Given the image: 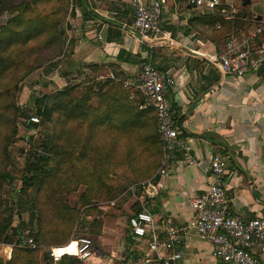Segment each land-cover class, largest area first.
<instances>
[{"label":"crops","instance_id":"0c3cea01","mask_svg":"<svg viewBox=\"0 0 264 264\" xmlns=\"http://www.w3.org/2000/svg\"><path fill=\"white\" fill-rule=\"evenodd\" d=\"M13 1L21 4L30 0ZM247 1L251 3L223 0L236 10L249 5ZM44 2L36 3L40 11L61 5L54 0ZM253 3L262 5L253 15L261 20L244 34L236 31L232 36L239 38L262 27L252 50L254 56L264 58V3ZM204 10L168 0L162 8L160 27L170 33L171 41L150 47L134 29L129 0H67L61 12L65 16L64 54L49 68L56 91L74 85L92 87L93 101L116 105L130 102L125 83H135L146 58L174 76L175 85L167 98L174 113H179V139L191 140L196 164L168 159L166 175L156 178L157 191L147 198L144 210L152 216L155 234L161 239L163 220L187 226L192 216L190 201L208 186L202 170L217 155L227 162L225 189L230 213L243 220L264 216V67L242 78L221 79L209 59L223 46L204 39L189 25V20ZM128 229L116 218L105 222L85 263L144 264L149 255L148 238H128ZM178 250L181 258L175 264H224L214 260L211 245L194 233L184 235ZM162 255L169 256L167 252Z\"/></svg>","mask_w":264,"mask_h":264},{"label":"trees","instance_id":"16d2710c","mask_svg":"<svg viewBox=\"0 0 264 264\" xmlns=\"http://www.w3.org/2000/svg\"><path fill=\"white\" fill-rule=\"evenodd\" d=\"M37 1L52 0H30L21 4L13 0H0V14H6L8 18L0 26V182L1 180L13 182V178L6 172L9 160L7 149L15 141L17 121L24 115L16 102L20 84L31 72L51 65L64 54L66 37L62 25L65 16L61 12L67 0H54L61 5L51 6L48 10L42 11L37 7ZM223 8L230 11L228 6H217L211 10H204L202 14L189 20V25L194 31L221 47L234 32L258 24L257 18L247 15L246 12L226 20L221 13ZM31 56H34V59L29 62ZM126 89L130 99L127 105L93 101L92 87L82 85L69 86L50 95L44 94L35 101L33 116H41L51 125L52 137L40 146L47 155L33 150L26 153L19 178L20 187L13 189L9 203L11 207L16 208L20 198L27 202L28 224L31 228L34 227L30 232L34 240L32 247L21 245L22 225L12 227V214H7L0 203V243L12 248L9 264H54L49 253L43 252L42 249L63 248L78 240L75 231L78 216L80 213L89 216L94 208V203L87 198L91 197L89 190L94 186L107 188L106 199L110 203L117 201L122 193L127 192L134 184L155 175L163 157L155 111L141 110L143 100L141 93L135 87ZM171 110L172 118L177 124L179 113H174L173 106ZM30 117L26 118V129L33 128V124L29 122ZM88 128L105 134V139L109 143L115 141V134L118 138L128 139L139 136L140 155L152 158L155 165L146 178L132 182L126 180L123 187L105 182L102 177L95 174L94 168L83 165L80 170L88 171L93 179L88 177L86 192L79 199L78 206L72 207L65 200L67 194L65 185L72 181L63 176L64 167L70 164L75 168L83 164L85 160L83 150L86 147L85 143L80 144L79 153L72 155L61 142L71 138L80 141L81 135ZM141 132L143 135L140 136ZM142 200L143 204L136 202L134 214L145 208L147 197H143ZM17 215L21 220V211H18ZM131 237L128 229V238ZM94 246L96 247L95 243ZM40 252L43 253L40 256L41 260L38 256ZM56 264L82 263L75 256L64 255Z\"/></svg>","mask_w":264,"mask_h":264},{"label":"built area","instance_id":"2783aa9c","mask_svg":"<svg viewBox=\"0 0 264 264\" xmlns=\"http://www.w3.org/2000/svg\"><path fill=\"white\" fill-rule=\"evenodd\" d=\"M134 11V29L140 39L148 46L165 44L171 41L169 32L160 27V17L163 6L168 0H129ZM182 2L196 8L211 10L217 6H228L221 10L226 20L238 15V10L226 4L223 0H172ZM262 32L257 27L247 34L231 36L220 53L209 59L210 64L217 70L221 79L225 77L242 78L249 71L264 67V58L254 56L253 45ZM175 85V78L169 72H163L155 67L150 57L142 64L135 83L126 82L125 87H135L142 95L141 110L155 111L159 139L162 144V162L155 175L145 181L134 184L127 194L136 202L143 204V197H153L157 191L156 178L165 176V164L168 159L178 160L195 165L192 155L191 140H180L178 128L172 118L171 104L167 98L168 91ZM134 96L132 95L131 98ZM29 122L33 125L39 122L38 117L31 116ZM47 155L45 152H40ZM208 186L204 193L190 201L192 216L187 226L180 227L170 219L162 222L163 238L155 234L154 220L146 211L132 215L127 222L130 234L136 238H148L149 255L144 264H153L154 261L162 264H175L181 258L178 250L184 244V235L196 234L201 240L212 247L214 260L224 264H264V216L251 220L230 213L229 201L226 196L225 180L227 176V162L221 156H214L208 165L203 168ZM117 201H112L105 207H113ZM22 246H32L33 239L28 231H20ZM72 243V242H71ZM70 243V244H71ZM76 252L69 254L56 253V248L49 250V257L54 264L64 255L75 256L85 262L91 258L95 249L89 239L74 241ZM67 247V246H66ZM60 248V249H64ZM169 254L168 257L162 255Z\"/></svg>","mask_w":264,"mask_h":264},{"label":"rangeland","instance_id":"374dc122","mask_svg":"<svg viewBox=\"0 0 264 264\" xmlns=\"http://www.w3.org/2000/svg\"><path fill=\"white\" fill-rule=\"evenodd\" d=\"M238 4L245 3V0H230ZM254 1L260 2L261 0H251L249 5L238 8V15L241 12H246L251 16L254 13H258L261 8V3L254 4ZM252 4V5H251ZM263 4V3H262ZM8 20L6 14H0V26ZM248 28L237 31L239 35L244 34ZM250 29V28H249ZM34 59L31 56L29 62ZM50 65L48 64L43 69H39L31 72L20 84V90L16 97L17 105L22 109L24 115L17 121V132L15 141L8 147L9 160L7 164L6 172L13 178V182L1 180L0 182V203L7 212L12 214V227L22 225L20 231L32 232L31 226L28 224L29 213L27 202L20 198L19 205L16 208L11 207L9 204L12 198L13 189L20 187V175L23 167L24 157L28 151L44 152L40 146L43 142L50 140L52 137V127L49 123L43 120L41 116L38 117L39 122L33 125V128L26 129V118L33 116V104L37 99H40L42 95L55 92V88L51 85ZM143 135V132L139 134ZM106 135L100 132H95L87 129L84 134L81 135L80 141L74 138L70 140L66 139L61 142L72 155L79 153L80 144L85 143V149L83 150L85 160L83 164L78 167L72 168L70 164L64 167L63 176L72 182L65 185L67 194L65 200L68 205L74 207L78 206V201L87 190V184L89 178L93 179V176L88 171H81L80 168L83 165L94 168V172L98 177H102L105 182L115 184L123 187V183L126 180L137 181L146 178L152 172L154 168V160L141 156L139 149V136L132 137L130 139L119 137L114 135L113 143H109L106 139ZM76 146V147H75ZM23 150V151H22ZM21 151V152H20ZM76 166V165H75ZM79 170H78V169ZM113 181V182H112ZM107 188L102 189L94 186L90 191V196L87 197L92 203L94 208L90 211V215L86 216L85 213H80L78 216V224L75 227L76 237L89 239L97 246V235L101 234L102 226L105 222H109V219L116 218L120 223L127 225L128 219L134 215L137 208L136 202L131 200L130 195L127 192H123L118 198L116 205L113 207H105L109 201L107 197ZM111 202V201H110ZM0 206V207H1ZM21 211V220L17 217V212ZM125 235V234H124ZM33 239V236L30 235ZM75 241V240H74ZM73 241V242H74ZM34 245V240L33 244ZM29 246V247H32ZM55 247L43 248V252L49 253V250ZM11 250V251H10ZM43 254L40 252L39 257ZM12 257V248L8 245L0 243V260L2 264H9ZM82 264L85 262L79 260ZM41 260V257L39 258Z\"/></svg>","mask_w":264,"mask_h":264},{"label":"bare ground","instance_id":"6f19581e","mask_svg":"<svg viewBox=\"0 0 264 264\" xmlns=\"http://www.w3.org/2000/svg\"><path fill=\"white\" fill-rule=\"evenodd\" d=\"M73 245H74V247H73ZM63 252H68L69 254H72V253L74 254L76 252V244L74 242H72L71 244H69L64 249L56 248L57 254H62Z\"/></svg>","mask_w":264,"mask_h":264},{"label":"water","instance_id":"95a60500","mask_svg":"<svg viewBox=\"0 0 264 264\" xmlns=\"http://www.w3.org/2000/svg\"><path fill=\"white\" fill-rule=\"evenodd\" d=\"M262 1H263V3H264V0H262ZM246 3L248 4L249 1H247ZM257 19H258V20H261V17L259 16ZM177 124H178V125H177L178 130H179V131L182 130L181 127H180L179 121H178Z\"/></svg>","mask_w":264,"mask_h":264},{"label":"snow or ice","instance_id":"6c2138e0","mask_svg":"<svg viewBox=\"0 0 264 264\" xmlns=\"http://www.w3.org/2000/svg\"><path fill=\"white\" fill-rule=\"evenodd\" d=\"M73 247H74V245H73Z\"/></svg>","mask_w":264,"mask_h":264}]
</instances>
